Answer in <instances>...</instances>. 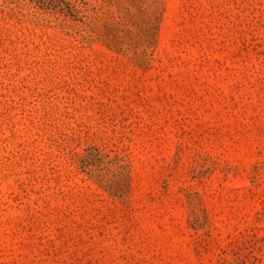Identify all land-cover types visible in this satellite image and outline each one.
Here are the masks:
<instances>
[{
  "label": "rangeland",
  "instance_id": "obj_1",
  "mask_svg": "<svg viewBox=\"0 0 264 264\" xmlns=\"http://www.w3.org/2000/svg\"><path fill=\"white\" fill-rule=\"evenodd\" d=\"M0 264H264V0H0Z\"/></svg>",
  "mask_w": 264,
  "mask_h": 264
}]
</instances>
